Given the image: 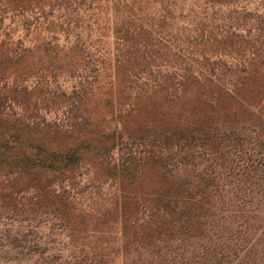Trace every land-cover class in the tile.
<instances>
[{
	"label": "trees",
	"instance_id": "obj_1",
	"mask_svg": "<svg viewBox=\"0 0 264 264\" xmlns=\"http://www.w3.org/2000/svg\"><path fill=\"white\" fill-rule=\"evenodd\" d=\"M32 261L264 264V0H0V264Z\"/></svg>",
	"mask_w": 264,
	"mask_h": 264
},
{
	"label": "rangeland",
	"instance_id": "obj_2",
	"mask_svg": "<svg viewBox=\"0 0 264 264\" xmlns=\"http://www.w3.org/2000/svg\"><path fill=\"white\" fill-rule=\"evenodd\" d=\"M189 9V7L187 8V10ZM17 21H20L19 19L16 20V19H13V17H8L6 20H5V27H6V32H8L9 34H11V37L15 40V41H18V40H23L25 45H30L31 44V35H27V33L23 30L22 28V24L17 22ZM189 21L188 20H183L182 23H179L177 25L178 28H182V29H186L187 26L189 25ZM61 83H62V87L63 89L70 93L72 90H73V81H65V79H61L60 80ZM65 82V83H64ZM55 114V108L53 109V114L51 115H54ZM148 118V115L147 114H142L140 116H129L128 114L126 115V120H125V123H126V129L127 130H131V129H137L138 126L142 125L145 120ZM88 178H86L85 181H87ZM29 263V261L27 262ZM30 264H33V261L30 262Z\"/></svg>",
	"mask_w": 264,
	"mask_h": 264
}]
</instances>
